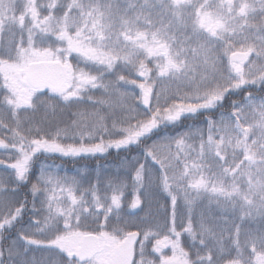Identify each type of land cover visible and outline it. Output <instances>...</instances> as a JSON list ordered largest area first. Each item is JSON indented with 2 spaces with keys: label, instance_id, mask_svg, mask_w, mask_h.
Segmentation results:
<instances>
[{
  "label": "snow or ice",
  "instance_id": "snow-or-ice-1",
  "mask_svg": "<svg viewBox=\"0 0 264 264\" xmlns=\"http://www.w3.org/2000/svg\"><path fill=\"white\" fill-rule=\"evenodd\" d=\"M0 166V264H264V0H0Z\"/></svg>",
  "mask_w": 264,
  "mask_h": 264
},
{
  "label": "trees",
  "instance_id": "trees-1",
  "mask_svg": "<svg viewBox=\"0 0 264 264\" xmlns=\"http://www.w3.org/2000/svg\"><path fill=\"white\" fill-rule=\"evenodd\" d=\"M75 63V61H73ZM136 154H140L138 149H133L131 152H116L115 150H110V154L105 155L103 157H94V158H87V159H79L77 161H72V160H68L69 164L67 167H70V169H73L74 167H82L85 166L87 170L89 171H93V170H97L98 166L99 169H114L117 168L121 161L125 158H131L133 155ZM4 169L2 166H0V175L2 176H8L5 175L4 173ZM24 192L26 191V189L23 190ZM26 194V193H25ZM162 198L161 195L156 196V198L153 200L152 203V210L153 212H155L159 205L161 204H167V202H161L159 199ZM30 199V197H29ZM129 211H134L136 215L138 216H144L145 212L147 211V209L145 210H129ZM27 220V217L25 216V221Z\"/></svg>",
  "mask_w": 264,
  "mask_h": 264
},
{
  "label": "rangeland",
  "instance_id": "rangeland-1",
  "mask_svg": "<svg viewBox=\"0 0 264 264\" xmlns=\"http://www.w3.org/2000/svg\"><path fill=\"white\" fill-rule=\"evenodd\" d=\"M138 154H136V155H133V156H137ZM103 157V156H102ZM122 162V161H121ZM121 164V163H120ZM119 168V166L117 167V168H114V169H100L103 173H105L106 175H113V174H116V172H117V169ZM85 170H87V169H85ZM77 170H75L74 172H72V173H69V175H74V174H76L77 172H76ZM88 172H90V173H95V171L96 170H93V171H89V170H87ZM120 174L121 175H124V172H123V170H121V172H120ZM158 195H161L162 196V198H160L159 200L161 201V202H167L168 203V201L166 200V194H158Z\"/></svg>",
  "mask_w": 264,
  "mask_h": 264
},
{
  "label": "flooded vegetation",
  "instance_id": "flooded-vegetation-1",
  "mask_svg": "<svg viewBox=\"0 0 264 264\" xmlns=\"http://www.w3.org/2000/svg\"><path fill=\"white\" fill-rule=\"evenodd\" d=\"M69 161H68V159H67V161H66V163H68ZM24 192V191H23ZM24 193H27V189H26V191L24 192ZM27 217V216H26ZM28 218V217H27Z\"/></svg>",
  "mask_w": 264,
  "mask_h": 264
}]
</instances>
